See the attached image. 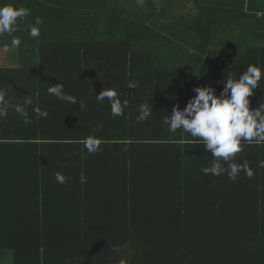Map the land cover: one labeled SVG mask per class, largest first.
Returning <instances> with one entry per match:
<instances>
[{"label":"trees","instance_id":"1","mask_svg":"<svg viewBox=\"0 0 264 264\" xmlns=\"http://www.w3.org/2000/svg\"><path fill=\"white\" fill-rule=\"evenodd\" d=\"M51 38L78 59L121 48L137 104L106 144L123 149L121 215L108 232L8 235L0 264H264V0H0V113L25 147L50 126L36 102Z\"/></svg>","mask_w":264,"mask_h":264},{"label":"crops","instance_id":"2","mask_svg":"<svg viewBox=\"0 0 264 264\" xmlns=\"http://www.w3.org/2000/svg\"><path fill=\"white\" fill-rule=\"evenodd\" d=\"M50 42L63 45L47 48L46 57L39 58L45 76L41 75L43 96L37 95V119L50 126L39 131L35 141L38 147L24 146L22 140L29 138L25 133L19 141L7 138L8 121L3 107L6 103L1 106L2 244L7 242L8 235L21 240L29 234L54 235L56 230L64 238L70 237L74 234L73 225L78 223L84 231L91 225L108 232V221H117L121 215L123 149L106 144L118 141L119 131L114 127L121 107L127 103L137 105L136 101L130 103L128 96L122 101L121 48L114 41H106L108 47L82 50L78 59L70 57L73 42L67 38H51ZM57 51L64 52L55 54ZM73 59L88 67L79 81L71 76L77 69ZM114 233L111 228V234Z\"/></svg>","mask_w":264,"mask_h":264},{"label":"rangeland","instance_id":"3","mask_svg":"<svg viewBox=\"0 0 264 264\" xmlns=\"http://www.w3.org/2000/svg\"><path fill=\"white\" fill-rule=\"evenodd\" d=\"M141 3L143 2V0H139ZM156 2H157V4H158V6L159 5H161V2H162V0H156ZM4 54L2 53V54H0V57H2ZM5 56V55H4ZM4 56L1 58V61H2V63H3V59H4Z\"/></svg>","mask_w":264,"mask_h":264}]
</instances>
